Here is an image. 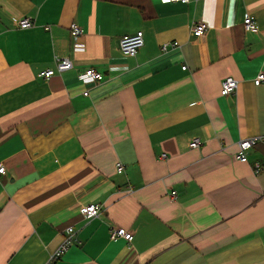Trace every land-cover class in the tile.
Returning <instances> with one entry per match:
<instances>
[{"label":"crops","instance_id":"crops-1","mask_svg":"<svg viewBox=\"0 0 264 264\" xmlns=\"http://www.w3.org/2000/svg\"><path fill=\"white\" fill-rule=\"evenodd\" d=\"M138 30L144 45L124 54ZM57 57L74 66L39 76ZM88 67L104 79L84 84ZM260 71L264 0H0V264H45L70 225L56 264H264ZM227 76L239 83L223 95ZM90 203L100 215L81 212Z\"/></svg>","mask_w":264,"mask_h":264},{"label":"built area","instance_id":"built-area-1","mask_svg":"<svg viewBox=\"0 0 264 264\" xmlns=\"http://www.w3.org/2000/svg\"><path fill=\"white\" fill-rule=\"evenodd\" d=\"M164 1H178V0H164ZM183 2H189L190 0H179ZM17 24L21 28H27L34 24L33 20L29 16H21L17 20ZM243 25L245 30L257 32L259 31V25L252 15H247L244 18ZM209 25L206 21H199L194 22L191 27V33L195 36H202L208 30ZM71 35L74 42L75 48H82L84 46V42L82 41V37L84 35L83 27L78 24L77 22L73 21L70 24ZM145 38H144V31L138 30L135 33H128L124 34L120 39V48L124 54L133 56L135 55L138 50L144 45ZM174 44H179L177 41H174ZM164 47H167V44H164ZM56 67L55 68H47L39 72V76H42L46 79L50 78L56 72H61L67 69L72 68L73 61L69 57H57L56 60ZM183 68H187V65L184 64ZM104 73L94 67H88L83 70L79 78L84 82V84H96L104 79ZM264 81V71H260L257 76L255 77V83L260 84ZM238 79L234 76H227L224 78L222 82V89L221 94L228 95L236 91L238 87ZM85 94H89V89L84 91ZM258 138L255 137H247L242 138L239 141V151L237 157L241 161H247V150L251 148L256 142ZM200 144L199 138H195L191 142V146L197 147ZM261 164L257 162L256 169L259 170L261 168ZM116 170L118 172H122L124 170V164L121 161L116 162ZM6 172V166L3 162L0 161V174ZM81 212L85 214L87 217L97 216L100 215L102 209L100 205L96 203L85 204L81 207ZM111 237L116 238L118 236H123L129 241H132L134 238L133 232L127 230L124 227H112L110 231ZM64 238L59 246H57L49 255L48 259L46 260L45 264H56L59 259L69 250V248L73 245L74 241L76 240V229L73 225L67 226V228L63 231Z\"/></svg>","mask_w":264,"mask_h":264}]
</instances>
